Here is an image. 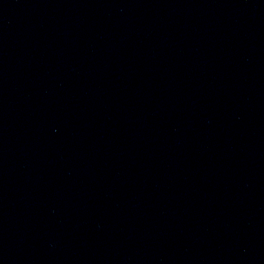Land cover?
<instances>
[{"label":"water","instance_id":"obj_1","mask_svg":"<svg viewBox=\"0 0 264 264\" xmlns=\"http://www.w3.org/2000/svg\"><path fill=\"white\" fill-rule=\"evenodd\" d=\"M0 264H264V0H0Z\"/></svg>","mask_w":264,"mask_h":264}]
</instances>
